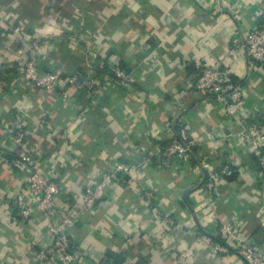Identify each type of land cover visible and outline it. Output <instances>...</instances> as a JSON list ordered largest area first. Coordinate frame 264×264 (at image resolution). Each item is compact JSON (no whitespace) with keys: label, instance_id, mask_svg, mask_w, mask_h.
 <instances>
[{"label":"crops","instance_id":"0c3cea01","mask_svg":"<svg viewBox=\"0 0 264 264\" xmlns=\"http://www.w3.org/2000/svg\"><path fill=\"white\" fill-rule=\"evenodd\" d=\"M0 7V264H33L28 247L37 239L45 246L53 241L43 234L47 220L39 214L15 220L13 197L26 180L11 172L8 151L40 153L42 171L61 176L80 209L83 191L100 170L116 160H136L143 151L156 153L168 122L188 130L194 142L189 160L167 169L146 166L133 180L114 181L96 208L70 228L79 264L123 252L133 264H176L180 252L191 264H247L233 249L216 254L199 244L196 232L220 242L223 224L232 223L239 242L264 244L257 146L194 83L204 64L220 62L230 74L228 89L245 92L243 112L264 110V64L251 66L244 53L231 51L264 21V0H0ZM32 60L41 72L96 77L104 91L78 95L71 89L64 102L59 92L39 89L11 67ZM109 62L132 72L130 92L110 85ZM107 96L114 104L106 103ZM19 110L26 146L13 144L7 133ZM46 122L49 127H42ZM205 164L235 169L218 182L213 198ZM150 192L160 214L145 202Z\"/></svg>","mask_w":264,"mask_h":264},{"label":"built area","instance_id":"2783aa9c","mask_svg":"<svg viewBox=\"0 0 264 264\" xmlns=\"http://www.w3.org/2000/svg\"><path fill=\"white\" fill-rule=\"evenodd\" d=\"M2 18L3 9L0 7V25ZM234 47L236 48L234 49ZM234 47L231 48V51L237 49L244 53L251 61V66L264 64V21L257 22L256 25L247 30L242 44ZM108 66L113 74L110 85L113 84L126 92H130L132 72L114 62H109ZM15 67L19 74L41 90L59 92L60 98L64 102L71 100V89L76 90V94L79 95L83 92L98 93L100 91L102 93L105 88L96 77H85L77 74L65 76L59 71L40 72L37 62L34 60L28 61L25 65L18 62ZM229 83L230 74L227 70L222 69L220 62L208 63L201 67V72L194 83V90L206 99H214L220 102L231 120L242 127L239 135L246 141L256 144L258 152L257 170L264 174V110L254 114L244 113L241 104L245 92L240 87L229 90ZM23 117L24 112L20 110L14 114L7 132L11 142L19 146H26L27 142ZM42 127H49V124L47 122L43 123ZM162 130L165 138L161 137L162 141H160L161 144L157 147L156 153L143 151L136 160L129 163L116 160L109 164L108 169L100 170L98 180L92 185H87L83 191L82 207L80 209H77V199L70 196L63 189L61 176L42 171L40 168L42 157L40 153L27 150V147L18 148L17 151L6 150L10 157L8 162L11 166V172L26 180L24 189L13 197L14 206L12 211L15 220L24 223L33 214L37 213L47 220L42 230L43 234L53 239L51 244L46 246L43 245L40 239H37L28 247L33 264H78L79 255L70 235V228L81 224L82 220L80 218L96 208V205L106 195L107 189L112 186L114 181L128 177L133 180L142 174L143 168L146 166L156 164L161 169H167L174 163L189 160L194 142L188 130L179 123L171 122H168ZM233 136L234 134L230 133L224 139ZM205 166L210 171L206 189L209 190V194L213 198L217 195L218 182L232 177L235 174V169L227 164L219 169H213L209 164H205ZM27 194H29V197ZM146 195L148 198L145 202L151 206L154 204L155 208L153 210L160 214L161 210L156 203V196L151 192ZM63 196H65V205L59 206L57 200ZM76 209L78 214H71V211ZM261 216L264 219V210L261 211ZM166 222L171 227L175 226V222L169 218ZM236 230V225L225 223L220 229V242H215L211 236L201 234L199 231L196 232V241L199 244L209 246L216 254L233 249L247 264H264V244L255 246L249 241L239 242L236 237ZM130 241L128 239V242ZM123 254L126 258L124 264H133V260L126 253L123 252ZM12 263H14L13 260ZM94 264H113V262L112 260L107 261V258H105ZM176 264H191L189 254L180 252Z\"/></svg>","mask_w":264,"mask_h":264},{"label":"trees","instance_id":"16d2710c","mask_svg":"<svg viewBox=\"0 0 264 264\" xmlns=\"http://www.w3.org/2000/svg\"><path fill=\"white\" fill-rule=\"evenodd\" d=\"M52 72V71H51ZM108 97V96H107ZM116 101V100H115ZM114 99L109 96L107 99H106V103H111V104H114ZM93 128H91L90 130L91 131H95V129L97 128V124H94L93 123ZM125 256L123 253H119V254H113V255H110V256H107V261L109 260H112L113 264H124L125 263Z\"/></svg>","mask_w":264,"mask_h":264},{"label":"rangeland","instance_id":"374dc122","mask_svg":"<svg viewBox=\"0 0 264 264\" xmlns=\"http://www.w3.org/2000/svg\"><path fill=\"white\" fill-rule=\"evenodd\" d=\"M38 48H39V44L36 43L35 46L33 47V49H34V53H35V51H38ZM15 66H16L15 64H12V65H11V67L15 69L16 73H18L17 70H16V67H15ZM39 71H40V70H39ZM40 72H41V71H40ZM52 72H53V71H52ZM43 73H44V72H43ZM47 73H48V72H47ZM18 74H19V73H18ZM73 74H75V73H73ZM20 75H21V74H20ZM69 75H72V74H69ZM22 76H23V75H22ZM23 77H24V76H23ZM91 77H92V76H91ZM39 89H40V88H39ZM75 92H76V90H75ZM89 185H90V184H89ZM91 185H92V184H91ZM62 186H63V189L66 190L65 185H64V182H63V185H62ZM78 264H79V263H78Z\"/></svg>","mask_w":264,"mask_h":264}]
</instances>
